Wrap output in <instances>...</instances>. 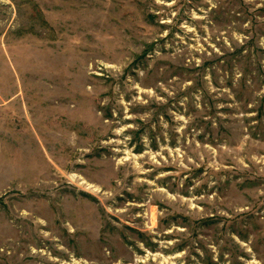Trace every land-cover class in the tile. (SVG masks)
Wrapping results in <instances>:
<instances>
[{"label": "rangeland", "instance_id": "obj_1", "mask_svg": "<svg viewBox=\"0 0 264 264\" xmlns=\"http://www.w3.org/2000/svg\"><path fill=\"white\" fill-rule=\"evenodd\" d=\"M0 264H264V0H0Z\"/></svg>", "mask_w": 264, "mask_h": 264}]
</instances>
